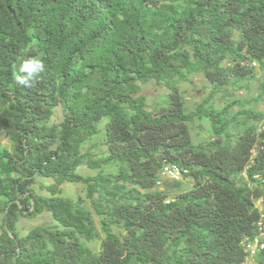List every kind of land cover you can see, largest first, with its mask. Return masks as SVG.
Here are the masks:
<instances>
[{
  "label": "trees",
  "instance_id": "obj_1",
  "mask_svg": "<svg viewBox=\"0 0 264 264\" xmlns=\"http://www.w3.org/2000/svg\"><path fill=\"white\" fill-rule=\"evenodd\" d=\"M28 56L46 65L32 89L14 81ZM193 75L207 90L188 107L178 84ZM263 100L264 0H0V264H264L240 244L264 241ZM97 134L104 150L84 148ZM169 164L188 187L157 188ZM70 183L83 195L62 196ZM42 212L56 224L19 235Z\"/></svg>",
  "mask_w": 264,
  "mask_h": 264
},
{
  "label": "rangeland",
  "instance_id": "obj_2",
  "mask_svg": "<svg viewBox=\"0 0 264 264\" xmlns=\"http://www.w3.org/2000/svg\"><path fill=\"white\" fill-rule=\"evenodd\" d=\"M261 75H258V79H260ZM191 81H184L178 84V88L181 92L182 100L185 103L186 106L191 107L194 102H196L199 98V96L204 95V92H200V87L202 84H204V81L201 79L198 75H193L190 78ZM257 81H253L250 84V89L246 92L244 89H240L235 91L233 94L237 98H243L244 95H253L255 93V89L257 87ZM166 92V89L163 85L157 84L155 82H149L146 84L141 85V93L145 96L147 105L149 108L154 107L156 105H162L163 100L165 98L164 94ZM217 103H222L223 98L218 97L216 99ZM260 107L264 109V100L260 103ZM60 118V109L58 107L55 108L52 116L50 117L49 122H57ZM207 123L204 121L201 122H193L189 126L190 130V136L194 141H200L202 138H206L207 132H206ZM103 138L100 134H97L92 139H90L85 145L84 148L90 147L93 152H101L104 150L103 145ZM0 144L1 145H8V142L2 132L0 131ZM83 148V149H84ZM78 172L83 174H93L94 171H91L84 167H79L77 169ZM50 179H45L41 177H35V182L32 185V189L34 192L39 194H48L44 189L40 187L41 184L49 183ZM183 182V188H186L190 184L189 178H182ZM170 188L171 187V180L166 177L160 178V183L158 184L157 188L159 190H162L164 188ZM61 189V195L66 196L69 198H75L76 196H82L83 195V187L79 183H70V184H63L60 185ZM256 204L260 207V200L256 202ZM89 206V204L87 203ZM92 217L95 220V223H97L96 216L92 213ZM1 219V216H0ZM56 224V221L52 219L51 215L48 212H42L41 214L37 215L33 218H27V217H19L16 221V227L19 232V235H24L27 233L29 229H31L34 226H42V225H53ZM91 248L98 249V241H92L87 243Z\"/></svg>",
  "mask_w": 264,
  "mask_h": 264
},
{
  "label": "built area",
  "instance_id": "obj_3",
  "mask_svg": "<svg viewBox=\"0 0 264 264\" xmlns=\"http://www.w3.org/2000/svg\"><path fill=\"white\" fill-rule=\"evenodd\" d=\"M187 172L186 168L180 167L175 164L165 165L160 171V177H166L170 180H180L183 175ZM260 215L259 219L256 222V225L264 235V207L260 206ZM264 237V236H263ZM242 249L248 253V255L252 256L257 250L262 249L264 247V241L259 236H255L252 238L244 237L240 241Z\"/></svg>",
  "mask_w": 264,
  "mask_h": 264
},
{
  "label": "clouds",
  "instance_id": "obj_4",
  "mask_svg": "<svg viewBox=\"0 0 264 264\" xmlns=\"http://www.w3.org/2000/svg\"><path fill=\"white\" fill-rule=\"evenodd\" d=\"M45 67V61L39 56L21 58L18 66L14 65V81L19 86L32 89L39 83L40 74L45 71Z\"/></svg>",
  "mask_w": 264,
  "mask_h": 264
}]
</instances>
